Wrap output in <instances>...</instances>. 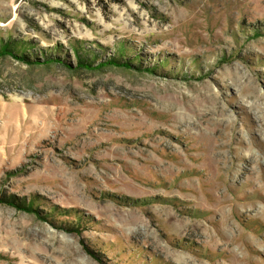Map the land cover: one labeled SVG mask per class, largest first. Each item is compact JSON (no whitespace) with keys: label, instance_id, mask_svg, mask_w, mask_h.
Here are the masks:
<instances>
[{"label":"rangeland","instance_id":"obj_1","mask_svg":"<svg viewBox=\"0 0 264 264\" xmlns=\"http://www.w3.org/2000/svg\"><path fill=\"white\" fill-rule=\"evenodd\" d=\"M0 264H264V0H0Z\"/></svg>","mask_w":264,"mask_h":264},{"label":"trees","instance_id":"obj_2","mask_svg":"<svg viewBox=\"0 0 264 264\" xmlns=\"http://www.w3.org/2000/svg\"><path fill=\"white\" fill-rule=\"evenodd\" d=\"M5 48V47H4ZM110 62L111 63H119V64H117V65H128L129 63H128V60H117V59H111L110 60ZM109 62V63H110ZM108 63V62H107ZM84 64H86V63H84ZM89 66H90V64H88ZM116 65V64H115Z\"/></svg>","mask_w":264,"mask_h":264}]
</instances>
